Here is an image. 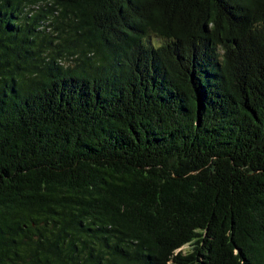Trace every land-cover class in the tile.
<instances>
[{
  "label": "trees",
  "instance_id": "obj_1",
  "mask_svg": "<svg viewBox=\"0 0 264 264\" xmlns=\"http://www.w3.org/2000/svg\"><path fill=\"white\" fill-rule=\"evenodd\" d=\"M0 264H264V0H0Z\"/></svg>",
  "mask_w": 264,
  "mask_h": 264
},
{
  "label": "rangeland",
  "instance_id": "obj_2",
  "mask_svg": "<svg viewBox=\"0 0 264 264\" xmlns=\"http://www.w3.org/2000/svg\"><path fill=\"white\" fill-rule=\"evenodd\" d=\"M149 42H153V41H156L155 38L152 36L151 38H149ZM190 250V246L189 245H186L184 247L181 248V251L182 253H185V252H188Z\"/></svg>",
  "mask_w": 264,
  "mask_h": 264
}]
</instances>
